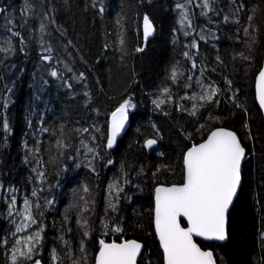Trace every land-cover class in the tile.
<instances>
[{
    "label": "trees",
    "instance_id": "16d2710c",
    "mask_svg": "<svg viewBox=\"0 0 264 264\" xmlns=\"http://www.w3.org/2000/svg\"><path fill=\"white\" fill-rule=\"evenodd\" d=\"M179 2L183 3L184 0ZM29 3L32 4L33 12L26 14L28 22L21 26L25 19L21 15L24 0H0V8L6 9V12L0 13V44L5 39H11L17 49L14 56L0 59V184L4 185L0 197L10 186L20 189L18 201L25 191L30 194L33 185L28 183V178L34 175L31 169L35 163L31 157L29 163L24 162V145L26 142L29 148L34 146L35 133L36 138L43 141L41 152L47 161L43 149L49 143V133H39L41 121L43 127L50 130L64 124L67 131L89 126L93 121L103 127L107 114L123 99L131 97L132 103L136 105L130 110L127 131L111 150L110 158L116 164L105 168L102 166L103 161L98 162L99 177L83 166L69 167V171L61 173L59 177L56 175L57 170L48 168V184L45 188L52 186L49 199L54 198L55 203L46 215L47 228L41 255L47 258L51 248L57 247L59 250L62 247L57 237L61 235L60 221L70 201L72 188L87 184L96 198L97 212L102 215L107 182L114 175H119V162L124 161L130 183L120 194L117 217L122 221L124 232L115 235L110 233L103 238L106 242L117 239V236L121 240L140 241L144 244L143 264H149V260L156 264L161 251L152 228L154 187L181 182L180 157L189 143L182 135V130L193 131L197 121L175 108L177 102L188 108L192 105L191 100H179V96L185 95L186 91L189 96L192 95V89L185 90L183 80L179 87L173 86L176 95L172 104L165 105L169 115L154 109L152 100L165 82L166 71L170 72L176 61H180L185 76L193 74L194 79L200 75L202 61L207 68L203 79L207 83L214 82L221 91L218 96L220 104L202 109L199 123H204L209 114L221 116L224 126L237 133L248 157L243 163L242 187L228 214L227 242L223 245L197 243L201 248L213 252L217 264H264V240L261 239L264 233V125L254 103L252 83V73L261 66L264 53V13L258 11L256 14L254 25H259L261 32L256 34L258 42L250 51L243 42L245 37L242 30L240 42L230 39L236 36L238 27L246 25L249 13L241 12L240 24L237 25L231 21L229 0H219L217 6L223 11L219 16L209 12L212 20L209 23L208 18L199 15L200 8L195 7L202 0H193L190 11L195 14L194 25L197 32L201 27L206 30L207 40L205 42L196 35L198 67L193 71L191 62L186 61L181 54L183 45L191 43L192 36L185 38L182 33L174 31L179 27L178 10L175 9L177 0H95L96 8L92 7L93 0H29ZM247 3L264 9V0H247ZM101 5L104 8L102 14L98 11ZM224 14L230 16L226 24L222 22ZM144 15L149 16L155 30L146 43L142 35ZM118 18L119 25L116 23ZM41 22L46 25L45 45L50 43L55 49L53 56L63 61L59 64L55 60L52 62L62 73L63 79L50 77L49 67L40 58ZM8 28L24 38V52L19 50L20 37H13L11 31H7ZM118 32L124 33V52L120 50ZM174 39L177 41L175 44ZM69 40L75 45L67 48L71 56L65 52ZM106 43L108 48L105 50ZM137 48L142 51H136ZM241 52L250 60L242 59ZM217 55L222 63L217 61ZM65 63L72 71L65 69ZM80 73H84L85 80L78 79ZM225 78L232 81L231 90H228ZM69 84L71 88L67 87ZM9 88L12 89L11 93ZM193 88L199 92L195 84ZM85 91L90 93V101L84 96ZM233 92L237 93L238 102L247 107V114L228 99ZM5 101H8L7 109L3 107ZM94 109L99 110V115ZM5 118L9 123L7 133L3 129ZM29 121L32 123L31 128L28 126ZM148 138L156 139L157 147L147 153L143 144ZM195 138L199 140L200 137L197 135ZM79 139L74 135V144H78ZM66 163L71 166L74 162L68 160ZM158 165H170L171 170L164 168L158 173L159 179L153 180L152 174ZM141 167L144 170L142 174L139 173ZM125 196L127 199L123 198ZM5 210L6 205L0 199V236L5 235L10 227L3 216ZM53 220L56 221L55 227ZM70 226L73 231L67 233L65 238L72 239L75 246L78 240L74 218ZM96 235L97 239L101 238L98 233ZM8 238L11 241V236ZM0 264H6L2 248Z\"/></svg>",
    "mask_w": 264,
    "mask_h": 264
},
{
    "label": "snow or ice",
    "instance_id": "6c2138e0",
    "mask_svg": "<svg viewBox=\"0 0 264 264\" xmlns=\"http://www.w3.org/2000/svg\"><path fill=\"white\" fill-rule=\"evenodd\" d=\"M218 3L219 0H202V3H196L195 7L200 8V16L208 18V22L212 23L211 17L208 15L209 12H214L219 16L223 11L217 6ZM192 6L193 0H184L183 3L177 0L175 9L178 10L179 27L174 31L182 33L185 38L192 36L191 43L183 45L181 54L186 61L191 62V70L194 71L198 67L196 57L199 51L196 35H199L200 39L205 42L207 40L206 30L203 27L197 32L193 22L195 14L190 11ZM92 7H97L95 0H93ZM228 8L232 13L231 21L237 25L240 24L239 14L241 12L249 13L246 25L238 27L236 36L230 37V39L240 42L239 34L242 30L245 37L243 42L251 51L259 39L256 34L261 32L260 26L254 25V20L257 12L264 13V9H260L258 5L250 6L247 0H229ZM98 11L100 14L104 12L102 5ZM4 12L6 9L0 8V13ZM31 12H33L32 4L29 3V0H24L21 15L25 16V19L21 26L28 22L26 14ZM5 19L7 20L8 17L5 16ZM142 19L143 36L147 40L154 30L153 24L148 15H144ZM229 21L230 16L224 14L222 22L226 24ZM51 22L55 23L54 18L51 19ZM116 23L120 24L119 18ZM39 27L41 33L39 44L42 49L40 58L49 67L48 75L50 77L63 79L62 73L52 64L54 60L56 64L63 63V61L53 56L55 49L50 43L45 45V23L41 22ZM7 31H11L13 37H20L19 50L24 52V38L20 36V33L12 31L11 28H8ZM47 34L50 35V33ZM117 37L120 50L124 52V33L118 32ZM176 42L174 39L173 43ZM68 47H75L71 40L65 46V52L71 56V53L67 52ZM104 48L105 50L108 48L107 43ZM193 49L196 51L193 52ZM16 51L12 40L5 39L3 44H0V59L14 56ZM136 51L139 52L142 49L137 48ZM240 57L250 60V57L245 56L242 52ZM81 59L83 58L81 57ZM216 59L222 63L219 55ZM64 67L67 71H72L66 63ZM206 71V65L201 61L200 75L194 79L193 74L185 76V73L181 71L180 61H176L171 66L170 72L166 71L165 82L158 89L156 98L152 100L154 109L161 111L164 115H169L165 105L172 104L176 95L173 92V86L179 87L183 80L185 90L192 89V95L189 96L186 91L185 95L179 96V100H191L192 105L191 108H188L177 102L175 108L178 112L186 113L197 121L193 131L182 130V135L189 143L185 145L180 157L181 182L171 185L161 184L154 189V209L152 210L154 235L159 242L158 248L162 250V253L156 258V264H217L213 252L202 250L194 237L215 241L227 239V214L230 206L233 205L234 197L242 187L246 149L242 146L237 133L225 127L223 118L219 115L209 114L204 123H199L202 109L220 104L218 96L221 89L214 82L207 83L203 79ZM78 79L85 80L84 73H80ZM97 83L99 84V81ZM225 83L228 90H231L232 81L225 78ZM252 83L254 85V101L258 104L259 110L264 111V65L252 73ZM193 84L199 89V92L195 91ZM67 87L71 88V85L69 84ZM8 91L11 93L12 89L9 88ZM83 94L90 101V93L85 91ZM228 99L235 107L242 108L245 114L248 113L247 107L238 102L237 93L233 92V95ZM3 107L7 109L8 101H5ZM135 107L131 97L123 99L114 110L107 114L103 127L93 121L89 126L71 128L67 131L64 124L50 130L43 127V121H41L39 133H49V143L43 149L47 154V161L44 160L41 152L43 141L37 139L35 133L33 134L34 146L29 148L26 142L24 145L26 152L24 162L29 163V157H31L35 163L31 169L34 175L28 178V183L33 185L30 194L25 191L18 201L17 193L20 189L10 186L3 197H0L6 205L3 216L10 226L7 233L0 236V248L3 250L6 264H42V261L43 264H143L142 244L135 239L121 240L117 236V239L106 242L103 238L110 233L115 235L124 232L122 221L117 219L120 194L124 191V187L130 183L124 161L119 162V175H114L112 180L107 182L102 215L97 212L96 198L87 184L72 188L70 201L62 213L60 221L61 235L57 237L62 247L59 250L57 247L51 248L47 258L41 255L47 228L46 215L53 209L55 203L54 198L49 199L52 186L48 185L45 188V185L48 184V168L57 170L56 175L59 177L61 173L68 172L69 167L80 168L83 166L99 177L98 162L103 161L102 166L105 168L116 164V161L110 158L111 150H114L117 138L129 121L130 110ZM94 110L99 115V110ZM28 126L32 127L31 121L28 122ZM206 128L207 131H205ZM3 129L6 133L9 131L7 118L3 121ZM85 134L87 135L85 136ZM74 135L80 137L78 144L73 142ZM197 135L200 137L199 140L195 138ZM249 139H251V135H249ZM156 142V139L150 138L145 141L144 146L151 148ZM68 160L73 161V165H68L66 163ZM77 161L79 162L77 163ZM164 168L171 170L170 165H158L156 172L152 174L153 180L159 179L158 173ZM143 171L141 167L139 173L142 174ZM57 186H59V180ZM3 191L4 185L0 184V192ZM123 198L127 199L126 196ZM73 218L78 240L75 246L72 239L65 238L67 233L73 231L70 226ZM55 226L56 221L53 220V227ZM97 233L101 238L97 239ZM9 236H11V241ZM261 239L264 240V233L261 234ZM149 264H152L151 260H149Z\"/></svg>",
    "mask_w": 264,
    "mask_h": 264
},
{
    "label": "water",
    "instance_id": "95a60500",
    "mask_svg": "<svg viewBox=\"0 0 264 264\" xmlns=\"http://www.w3.org/2000/svg\"><path fill=\"white\" fill-rule=\"evenodd\" d=\"M153 29H154V27H153ZM154 32H155V30H153L152 34L147 38V40H145V38H144V36H143V41L146 43V42H147V41H148V40L154 35ZM142 35H143V27H142ZM261 65H264V53H263V57H262ZM253 97H254V85H253ZM254 103H255V101H254ZM255 106H256V108L258 109V111L260 112L261 119H262V123H263V125H264V111L259 110V106H258V104L255 103ZM129 123H130V121H128V123L125 125V129L122 131L121 135L117 138V142H118L119 139H121V138L123 137V135H124L125 132L127 131L128 127H129ZM148 139H150V138H148ZM151 139H153V138H151ZM146 140H147V139H146ZM146 140H145V141H146ZM145 141H144V144H145ZM144 144H143V147H144V149H145L146 151H151V150H153V149H155V148L157 147V142H156V144H154L151 148L145 147ZM246 156H247V151H246ZM170 185H171V184H170ZM157 186H159V185H157ZM155 187H156V186H155ZM154 189H155V188H154ZM238 192H239V190H238ZM237 195H238V193H237ZM236 197H237V196H236ZM236 197H234V201H235ZM234 201H233V203H234ZM231 207H232V206H230L229 211H230ZM153 209H154V191H153ZM228 214H229V212H228ZM228 214H227V224H226L227 239H228ZM152 228H153V232H155V229H154V223H153V211H152ZM154 236H155V235H154ZM194 239H195L196 242H197V241H201V242H204V243H216V244H219V245H223V244H225V243L227 242V239L224 240V241L204 240V239L201 238V237H194ZM155 240H156V242H157V244H158L159 242H158V239H157L156 237H155ZM136 241H137V240H136ZM137 242L142 244V253H143V250H144V244H143L142 242H140V241H137ZM197 244H198V243H197ZM198 246H199V244H198ZM202 250L211 251L210 249H203V248H202ZM160 251H161V253H162V250H161V249H160ZM213 255H214V254H213ZM214 258H215V257H214ZM138 259H139V258H138Z\"/></svg>",
    "mask_w": 264,
    "mask_h": 264
},
{
    "label": "flooded vegetation",
    "instance_id": "af4514ba",
    "mask_svg": "<svg viewBox=\"0 0 264 264\" xmlns=\"http://www.w3.org/2000/svg\"><path fill=\"white\" fill-rule=\"evenodd\" d=\"M146 151V150H145ZM147 153L150 152V151H146ZM161 185V184H160ZM165 185V184H164ZM157 186V185H156ZM155 188V187H154ZM152 210H153V205H152ZM154 233V232H153Z\"/></svg>",
    "mask_w": 264,
    "mask_h": 264
},
{
    "label": "rangeland",
    "instance_id": "374dc122",
    "mask_svg": "<svg viewBox=\"0 0 264 264\" xmlns=\"http://www.w3.org/2000/svg\"><path fill=\"white\" fill-rule=\"evenodd\" d=\"M248 157V155L246 156V158Z\"/></svg>",
    "mask_w": 264,
    "mask_h": 264
}]
</instances>
